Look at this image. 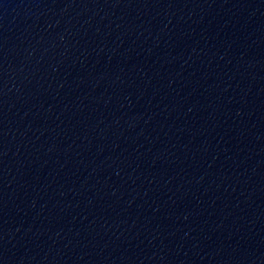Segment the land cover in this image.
Instances as JSON below:
<instances>
[{
    "label": "water",
    "instance_id": "1",
    "mask_svg": "<svg viewBox=\"0 0 264 264\" xmlns=\"http://www.w3.org/2000/svg\"><path fill=\"white\" fill-rule=\"evenodd\" d=\"M0 264H264V0H0Z\"/></svg>",
    "mask_w": 264,
    "mask_h": 264
}]
</instances>
